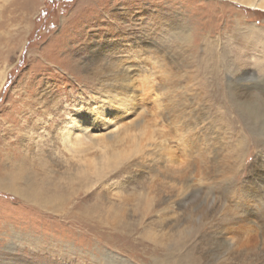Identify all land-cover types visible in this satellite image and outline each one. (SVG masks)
Instances as JSON below:
<instances>
[{
    "label": "rangeland",
    "instance_id": "1",
    "mask_svg": "<svg viewBox=\"0 0 264 264\" xmlns=\"http://www.w3.org/2000/svg\"><path fill=\"white\" fill-rule=\"evenodd\" d=\"M25 1L0 0V171L80 215L0 190V264H264V139L233 107L264 93V9Z\"/></svg>",
    "mask_w": 264,
    "mask_h": 264
},
{
    "label": "bare ground",
    "instance_id": "2",
    "mask_svg": "<svg viewBox=\"0 0 264 264\" xmlns=\"http://www.w3.org/2000/svg\"><path fill=\"white\" fill-rule=\"evenodd\" d=\"M236 2H240L241 4H244V5H248L250 8H255V9H264V3L262 1H258V0H235ZM24 2V3H23ZM20 3H23L25 4L26 1L25 0H19L18 3H16V6L14 4L15 7H13L14 9H18V7H21L19 6ZM19 10V9H18ZM16 11V10H15ZM260 38V37H259ZM260 69V68H259ZM6 76H7V69L5 68V70H3L1 73H0V90L1 88L3 87V84L5 82V79H6ZM130 77H124L122 80V82H125V81H129ZM122 82H121V85H122ZM120 87H122L121 89H124L125 91L127 90V85H122ZM77 121V120H76ZM96 122V119H94L93 121V124ZM88 123V120H86L85 118H81L79 119V121L75 122L72 124V125H66V126H63V127H60L58 129V133H57V136H58V139L59 141L61 142L63 148L65 150H67L68 152H71L73 154H80L82 152H84V147L82 146H78V145H75V143L78 142L79 140V137H78V134L80 132V128H81V131L85 129L86 126ZM84 129H83V128ZM89 127V126H88ZM88 129V128H87ZM84 132V131H83ZM78 133V134H77ZM77 134V135H76ZM113 136L112 135H109V138H112ZM57 139V138H56ZM56 161V160H55ZM58 161V160H57ZM2 167V166H1ZM264 167V166H263ZM4 170V169H3ZM15 171V170H14ZM14 171H9L8 173H2L0 171V190H3V191H8L10 193H13L14 195H17L18 197L24 199L25 201L26 200H29V201H35V203L38 204L39 200H41L40 204L41 203H46L47 205L49 206H52V207H55L58 209V213H62L64 215V217H67V218H70V219H77L79 218V215H80V207L77 208L75 207V204L71 207H69L68 205V200H59V204H54V205H50L47 201L48 200H44L43 198L41 199H38L39 196L38 194L30 187V186H27L26 182L25 181H22V173H21V170L19 172H14ZM261 172V171H260ZM259 174V173H258ZM262 175H264V170H262ZM264 178V177H263ZM27 179V178H26ZM25 180V179H24ZM24 182V183H23ZM28 183V182H27ZM35 186V185H34ZM36 187V186H35ZM47 191V190H46ZM48 194H49V191H48ZM56 194V193H55ZM38 196V197H37ZM65 196V195H64ZM72 196V195H71ZM68 197V198H71ZM74 196V195H73ZM51 197V196H50ZM61 198V197H60ZM65 198V197H64ZM82 200V199H81ZM34 205V204H33ZM44 205V204H43ZM78 205V204H77ZM87 207V206H86ZM42 209V208H41ZM45 209V208H44ZM86 209V208H84ZM47 210V209H46ZM89 210V209H87ZM86 211V210H85ZM90 214V213H89ZM245 214V213H244ZM84 215V214H83ZM58 216V215H57ZM259 216V215H258ZM82 217V216H81ZM89 217V216H87ZM247 217V216H246ZM63 218V217H62ZM91 218V217H90ZM89 218V219H90ZM263 218V217H261ZM260 218V219H261ZM84 219V217H83ZM251 219V218H250ZM66 220V219H65ZM257 220V219H256ZM60 221V220H59ZM68 221V220H67ZM90 221V220H89ZM250 221V220H249ZM252 221V219H251ZM255 221V220H254ZM264 221V220H263ZM63 222V221H61ZM70 223V222H69ZM90 231V230H89Z\"/></svg>",
    "mask_w": 264,
    "mask_h": 264
},
{
    "label": "clouds",
    "instance_id": "3",
    "mask_svg": "<svg viewBox=\"0 0 264 264\" xmlns=\"http://www.w3.org/2000/svg\"><path fill=\"white\" fill-rule=\"evenodd\" d=\"M233 107L247 121L250 134L257 140L264 139V93L253 90L244 98L233 92Z\"/></svg>",
    "mask_w": 264,
    "mask_h": 264
}]
</instances>
